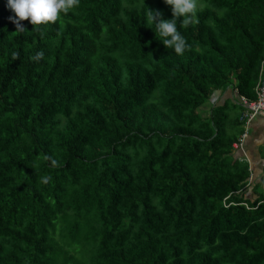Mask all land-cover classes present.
<instances>
[{
	"label": "trees",
	"instance_id": "1",
	"mask_svg": "<svg viewBox=\"0 0 264 264\" xmlns=\"http://www.w3.org/2000/svg\"><path fill=\"white\" fill-rule=\"evenodd\" d=\"M199 3L178 55L164 0H79L23 31L0 0V264H264L246 126L215 99H256L264 0Z\"/></svg>",
	"mask_w": 264,
	"mask_h": 264
},
{
	"label": "clouds",
	"instance_id": "2",
	"mask_svg": "<svg viewBox=\"0 0 264 264\" xmlns=\"http://www.w3.org/2000/svg\"><path fill=\"white\" fill-rule=\"evenodd\" d=\"M172 9V19H163L160 12H153L151 19L155 24V30L163 37V45L173 48L178 55H182L190 46L185 38L180 34L176 26V20L183 17L182 27L198 23L197 11L202 7L199 0H164ZM79 5V0H8V7L14 13L9 19L16 25L17 31L25 28L22 21H28L32 26H39L55 23L60 14H67L71 9ZM43 52H39L32 57L33 60L43 58ZM229 90V89H228ZM47 159V158H46ZM55 165L57 162L52 161ZM48 178H45V183Z\"/></svg>",
	"mask_w": 264,
	"mask_h": 264
},
{
	"label": "crops",
	"instance_id": "3",
	"mask_svg": "<svg viewBox=\"0 0 264 264\" xmlns=\"http://www.w3.org/2000/svg\"><path fill=\"white\" fill-rule=\"evenodd\" d=\"M235 98L231 90L218 91L215 94L219 104L231 100L234 102ZM238 144H234V158L248 165L252 173L244 194L252 201L264 198V117H257L250 123L248 138L242 147Z\"/></svg>",
	"mask_w": 264,
	"mask_h": 264
},
{
	"label": "built area",
	"instance_id": "4",
	"mask_svg": "<svg viewBox=\"0 0 264 264\" xmlns=\"http://www.w3.org/2000/svg\"><path fill=\"white\" fill-rule=\"evenodd\" d=\"M230 90L236 95V103L243 107L244 111L240 121L246 126V131L242 136V141L238 146H243L249 135V125L257 117H264V64L260 70L259 79L255 87L256 99L251 100L244 96H240L238 91L230 87Z\"/></svg>",
	"mask_w": 264,
	"mask_h": 264
},
{
	"label": "rangeland",
	"instance_id": "5",
	"mask_svg": "<svg viewBox=\"0 0 264 264\" xmlns=\"http://www.w3.org/2000/svg\"><path fill=\"white\" fill-rule=\"evenodd\" d=\"M230 113L232 119L239 118L241 114L243 113V109L240 106H233V100L230 101Z\"/></svg>",
	"mask_w": 264,
	"mask_h": 264
}]
</instances>
